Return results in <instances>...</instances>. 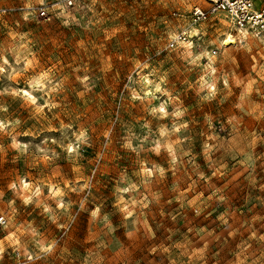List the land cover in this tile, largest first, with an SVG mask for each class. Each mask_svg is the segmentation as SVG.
<instances>
[{"label":"rangeland","instance_id":"obj_1","mask_svg":"<svg viewBox=\"0 0 264 264\" xmlns=\"http://www.w3.org/2000/svg\"><path fill=\"white\" fill-rule=\"evenodd\" d=\"M195 6L0 0V264H264V40Z\"/></svg>","mask_w":264,"mask_h":264},{"label":"built area","instance_id":"obj_2","mask_svg":"<svg viewBox=\"0 0 264 264\" xmlns=\"http://www.w3.org/2000/svg\"><path fill=\"white\" fill-rule=\"evenodd\" d=\"M206 3L207 7L192 9L193 24L203 22L213 14H223L232 26L248 28L253 35L264 37V0H206ZM184 37V34L176 35L174 43Z\"/></svg>","mask_w":264,"mask_h":264},{"label":"bare ground","instance_id":"obj_3","mask_svg":"<svg viewBox=\"0 0 264 264\" xmlns=\"http://www.w3.org/2000/svg\"><path fill=\"white\" fill-rule=\"evenodd\" d=\"M236 26H233L232 29L236 30ZM237 31L239 32H247L249 34H252V32L250 31V29L248 28H237ZM177 34H175L174 36H176ZM262 38V40H264V37H260ZM237 43V38L234 34H232L231 32H227L225 37L223 38V40L221 41V44L225 47H229V46H233Z\"/></svg>","mask_w":264,"mask_h":264}]
</instances>
